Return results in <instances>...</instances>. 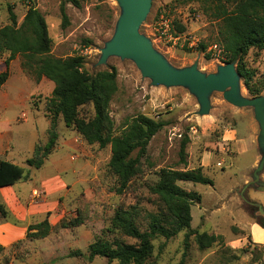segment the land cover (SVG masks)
I'll list each match as a JSON object with an SVG mask.
<instances>
[{
    "label": "rangeland",
    "instance_id": "374dc122",
    "mask_svg": "<svg viewBox=\"0 0 264 264\" xmlns=\"http://www.w3.org/2000/svg\"><path fill=\"white\" fill-rule=\"evenodd\" d=\"M64 1L0 0V28L10 23L8 6L12 7L19 25L28 6L33 4L46 21L53 57L81 56L84 58V70L91 74L111 67L116 69L118 89L109 107L116 135L123 131L126 121L138 115L166 123L147 146L142 159V175L121 195L114 192L115 179L107 169L110 147L98 149L96 145L88 146L82 140L92 160L85 163L84 181L78 194L71 197L77 210L85 209L88 221L101 216L93 223L96 229L108 226L117 207L137 204L143 210L153 212L156 210V198L149 193L148 186L158 180L157 172L163 168L190 170L201 164L203 174L213 181V186L189 182H179L178 185L201 198L191 206V228L220 236L221 239L204 251L197 248L193 237H190L189 247L185 250L184 232L168 241L156 239L153 241L155 264H179L182 258L183 264H264V244H255L247 227L252 222L256 223V216L261 212L264 220V186L256 187L252 178L256 170L252 168V163L260 151L257 142L260 127L253 108L233 106L224 99L222 92L212 91L207 96L208 111L202 113L198 98L190 89L153 85L150 78L142 76L130 58L110 56L100 63L101 51L115 35L122 14L121 6L117 0H78L79 8L66 2L65 13L69 23L62 28L60 4ZM149 4L138 33L150 43L153 51L174 69L195 65L205 75L217 74L218 68L225 63L220 51L214 7L203 1L190 0H150ZM175 22L186 28L184 33L175 32ZM164 25L168 26L170 33L177 34L175 44L162 35ZM201 44L206 48L203 52L199 49ZM207 55L209 59H206ZM244 64L254 72L253 84L264 77V51L251 50L244 58ZM239 91L247 100L264 97V90L259 96H251L241 79ZM87 111L90 113L89 109ZM58 124L57 134L64 126L58 127ZM229 130H233L237 143L245 149L236 157L231 142L225 140L224 132ZM184 137L189 138L186 165L179 161L180 142ZM255 138L256 141L253 140ZM262 174L264 169L259 178ZM85 189L92 191L93 198L85 197ZM93 202L105 204V207L94 211L89 208ZM251 204L261 207L258 208L259 214H251L248 209ZM252 238L257 240V234H253ZM21 246L23 241L5 251L0 249V264H11L14 250L17 260L26 264L32 262V249H26L29 254L24 260L25 253L19 251Z\"/></svg>",
    "mask_w": 264,
    "mask_h": 264
},
{
    "label": "trees",
    "instance_id": "16d2710c",
    "mask_svg": "<svg viewBox=\"0 0 264 264\" xmlns=\"http://www.w3.org/2000/svg\"><path fill=\"white\" fill-rule=\"evenodd\" d=\"M190 1H203L214 7L223 62L235 63L249 94L259 96L264 90V77L253 84L254 72L245 66L244 58L251 50L264 51V0ZM66 2L80 7L78 0H66L60 4L62 28L69 23L65 13ZM8 15L10 23L0 28V58L6 66L5 71L0 73V87L9 76L10 61L16 56L21 59L23 72L35 82L46 78L54 84L45 108L50 120L46 141L35 145L33 155L25 161V165L33 169L43 166L56 147V128L61 119L65 127L73 130L86 145H96L98 149L110 147L107 169L115 179L114 192L117 195L127 192L143 173L142 159L150 140L166 123L138 115L126 121L123 131L116 135L115 122L109 113L110 103L118 89L116 69L111 67L91 74L84 70V58L81 56L53 57L46 21L33 4L28 6L19 25L10 6ZM174 29L177 34L186 30L177 22ZM176 33L174 36H177ZM199 49L203 52L206 48L201 44ZM209 58L207 55L206 59ZM188 143V137L180 142L179 161L184 165ZM202 169L201 166L190 170L160 169L157 172L158 180L148 186L149 193L156 198L155 211L148 212L137 204L117 207L108 226L94 237L86 251H72L68 257L83 258L88 262L99 257L105 259L107 264H155L153 241L159 238L168 241L181 232H184L185 250L189 247L190 237H193L200 251L211 248L221 239L220 236L191 228V206L200 201V195L187 192L178 185L179 182H189L213 186V181L203 174ZM27 178L26 168L0 160V187L12 186ZM258 208L254 204L248 206L251 214H259ZM86 212L85 209H78L74 218L62 219L55 226L47 219L29 225L25 239H43L51 232L79 227L88 221ZM261 213L256 216V223L264 228ZM6 215L4 206L0 204V218H6ZM125 239L134 242L128 243ZM179 264H183V258Z\"/></svg>",
    "mask_w": 264,
    "mask_h": 264
},
{
    "label": "crops",
    "instance_id": "0c3cea01",
    "mask_svg": "<svg viewBox=\"0 0 264 264\" xmlns=\"http://www.w3.org/2000/svg\"><path fill=\"white\" fill-rule=\"evenodd\" d=\"M5 69V63L1 59L0 73ZM53 88L54 84L46 78L35 82L28 77L21 69L19 56L10 61L9 76L0 87V160L25 167L28 178L19 180L12 186L0 187V204L7 212L6 218H0V247L5 251L23 241L19 251L25 253L24 260L29 254L26 249H32V262L28 264H107L105 259L99 257L91 262L83 258L68 257L72 251H86L102 229L101 226L97 229L93 227V223L101 216L93 217L91 221L73 229L51 232L43 239H25L29 225L47 219L55 226L62 219H71L77 215L78 207L71 197L78 194L84 181L82 174L85 163L92 160L82 139L61 121L58 127L64 126L58 134L56 147L43 166L33 169L25 165V161L32 157L35 145L46 141L50 120L46 116L45 103ZM224 136L234 147L235 157L245 150L237 143L233 130L225 131ZM253 140L256 141V138ZM260 158L259 151L253 160L252 168L257 167ZM259 182L264 184V174L259 178ZM35 191L43 196L35 199ZM91 193L89 189L84 190L87 199L93 198ZM103 207L105 204L95 202L89 206L94 211ZM247 227L253 242L264 244V228L255 222ZM252 233L257 234V240L252 238ZM14 254L16 255V250ZM15 255L12 256L11 264H26L17 260Z\"/></svg>",
    "mask_w": 264,
    "mask_h": 264
},
{
    "label": "water",
    "instance_id": "95a60500",
    "mask_svg": "<svg viewBox=\"0 0 264 264\" xmlns=\"http://www.w3.org/2000/svg\"><path fill=\"white\" fill-rule=\"evenodd\" d=\"M122 14L117 22L115 35L101 51L104 63L110 56L130 58L141 71L143 77L150 78L153 85L167 87L185 86L194 93L201 105V112L208 111L207 96L212 91L223 93L224 99L236 107H252L259 122L257 137L261 158L253 173L256 187L264 186L259 182V173L264 167V97L247 100L239 91L240 76L234 63H225L218 68L217 74L205 75L196 66L174 69L162 57L153 51L150 43L138 33V28L149 10L150 0H117ZM253 184V185H254Z\"/></svg>",
    "mask_w": 264,
    "mask_h": 264
},
{
    "label": "built area",
    "instance_id": "2783aa9c",
    "mask_svg": "<svg viewBox=\"0 0 264 264\" xmlns=\"http://www.w3.org/2000/svg\"><path fill=\"white\" fill-rule=\"evenodd\" d=\"M162 35L167 39L168 42H172L173 44H175V42L178 40V38L176 36H174L172 33L169 32V28L167 25H164V29L162 31ZM24 117V115H23ZM34 197H39L41 198L43 196V194L35 191L33 193Z\"/></svg>",
    "mask_w": 264,
    "mask_h": 264
}]
</instances>
